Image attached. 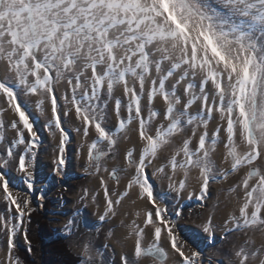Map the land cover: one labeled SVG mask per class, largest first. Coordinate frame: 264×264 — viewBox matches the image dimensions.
Masks as SVG:
<instances>
[{
    "label": "snow or ice",
    "instance_id": "obj_1",
    "mask_svg": "<svg viewBox=\"0 0 264 264\" xmlns=\"http://www.w3.org/2000/svg\"><path fill=\"white\" fill-rule=\"evenodd\" d=\"M73 156L96 187L61 238L89 207L108 225L97 245L85 223L79 264H204L202 244L237 233L218 264H264V0H0V264H23L17 238L33 252Z\"/></svg>",
    "mask_w": 264,
    "mask_h": 264
},
{
    "label": "rangeland",
    "instance_id": "obj_2",
    "mask_svg": "<svg viewBox=\"0 0 264 264\" xmlns=\"http://www.w3.org/2000/svg\"><path fill=\"white\" fill-rule=\"evenodd\" d=\"M7 135L9 137L12 136L11 130L7 132ZM42 135H44V132L42 131ZM74 148V145H73ZM52 155L51 152H45L43 154V158L50 157ZM75 157L73 156V160L69 165L68 169V176L65 181V183L60 184L58 186H53L51 188V191L48 192V196L46 201L44 202V205L46 204L47 200L50 199L52 201V211L51 213H46L45 206L42 208H39V211L41 210L46 218L51 222L52 227H55L57 230V233H60L62 235L61 229L64 226L65 221L68 219V214L73 212L75 209L80 208L81 211H84V209L81 207L79 203H77L78 196L80 194V191L82 188L87 187L89 190L94 189L96 187V180L94 177L88 176L85 170L80 166L82 164L81 161L78 162V169L75 167ZM42 166L46 167L45 164H42ZM231 179H235V177H232ZM228 183L225 182L223 184H218L215 189L216 191H213L211 193V199L208 202L209 207L213 204H217L220 207V212L218 213V218L220 216H223L227 214L229 210H234L231 206V199L230 197L232 194H230L227 191ZM79 190V193L76 194V192ZM63 197V199H60ZM38 202V196L37 201H34V203ZM191 208L193 212L197 213L198 215H192V220H197L203 217L204 214H206L205 209H200L196 202L190 203L189 206L186 205L185 212L187 214L188 209ZM4 209V205L0 204V211ZM102 211V208H101ZM82 220L84 222L80 225V231L77 236L71 237V239H68L67 242L70 246V248L73 250L74 253L81 256V245L83 244L84 240L92 237L95 239L96 232L89 231L88 228L85 227V223L88 225H92L95 227L100 228V237L99 239H95V243L99 245L103 242V231L108 227V225H101L99 224L97 220V210L94 207H89L87 212L85 213L84 217H82ZM115 223V221H113ZM181 223H185L184 220L181 221ZM249 235H254L255 239L257 240V243L259 240L264 237V232H261L259 229L254 230L249 233ZM240 242V234L237 233L233 236H230L226 241L221 242V238L218 236L215 246H205L201 245V247L197 250L202 251V259L204 260L205 264H210L211 259H214L216 261L215 264H218V262L225 259V253L227 250L233 247V245L238 244ZM17 243L21 247H26L25 243H22V241L17 238ZM3 248V246H0ZM192 247L195 249L196 245H192ZM207 260V261H206ZM0 261H3V258L0 257Z\"/></svg>",
    "mask_w": 264,
    "mask_h": 264
},
{
    "label": "trees",
    "instance_id": "obj_3",
    "mask_svg": "<svg viewBox=\"0 0 264 264\" xmlns=\"http://www.w3.org/2000/svg\"><path fill=\"white\" fill-rule=\"evenodd\" d=\"M52 201L45 204L46 213L52 211ZM55 227L40 210L33 213L28 225V239L33 252L27 253L26 247L18 245L16 255L23 259V264H79L80 257L70 248L67 240L61 238Z\"/></svg>",
    "mask_w": 264,
    "mask_h": 264
},
{
    "label": "bare ground",
    "instance_id": "obj_4",
    "mask_svg": "<svg viewBox=\"0 0 264 264\" xmlns=\"http://www.w3.org/2000/svg\"><path fill=\"white\" fill-rule=\"evenodd\" d=\"M44 135H45V133H44ZM130 136H132L133 138L135 137V132L133 131V132H131L130 133ZM46 139H47V137H46ZM74 147H75V145H74ZM49 159H50V157H47V158H43L42 159V164H45L46 165V167H47V165H48V163H49ZM78 162L77 161H75V167L78 169ZM53 186H55V185H52L51 186V188L53 187ZM218 185H214L213 187L215 188V187H217ZM217 190V189H216ZM51 191V190H50ZM79 193V190L76 192V194H78ZM194 202H196L195 200H193V201H191V202H189L187 205L189 206V204L190 203H194ZM231 206H232V208L233 209H235L236 208V200L235 199H231ZM125 207H130V205H125ZM23 243V242H22ZM0 257L1 258H3V260L5 259V257H6V250L4 249V248H1L0 247ZM207 261V260H206ZM205 264V263H204Z\"/></svg>",
    "mask_w": 264,
    "mask_h": 264
},
{
    "label": "built area",
    "instance_id": "obj_5",
    "mask_svg": "<svg viewBox=\"0 0 264 264\" xmlns=\"http://www.w3.org/2000/svg\"><path fill=\"white\" fill-rule=\"evenodd\" d=\"M216 261L214 259H211V263L210 264H215Z\"/></svg>",
    "mask_w": 264,
    "mask_h": 264
},
{
    "label": "crops",
    "instance_id": "obj_6",
    "mask_svg": "<svg viewBox=\"0 0 264 264\" xmlns=\"http://www.w3.org/2000/svg\"><path fill=\"white\" fill-rule=\"evenodd\" d=\"M150 259V258H149Z\"/></svg>",
    "mask_w": 264,
    "mask_h": 264
}]
</instances>
